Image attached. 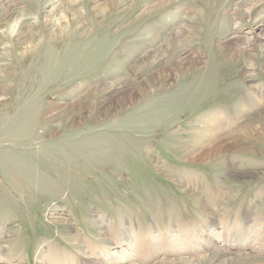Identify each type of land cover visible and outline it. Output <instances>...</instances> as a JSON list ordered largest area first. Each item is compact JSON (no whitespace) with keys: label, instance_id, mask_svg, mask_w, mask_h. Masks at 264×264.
<instances>
[{"label":"rangeland","instance_id":"374dc122","mask_svg":"<svg viewBox=\"0 0 264 264\" xmlns=\"http://www.w3.org/2000/svg\"><path fill=\"white\" fill-rule=\"evenodd\" d=\"M83 1L0 0V31L23 24L0 38V88H11L0 264H178L218 251L264 264V21L253 23L264 0H178L142 20L155 2L95 16ZM74 9L84 27L51 51L50 27ZM174 29L184 55L169 47ZM46 51L56 64L40 75ZM122 78L133 97L93 96Z\"/></svg>","mask_w":264,"mask_h":264},{"label":"bare ground","instance_id":"6f19581e","mask_svg":"<svg viewBox=\"0 0 264 264\" xmlns=\"http://www.w3.org/2000/svg\"><path fill=\"white\" fill-rule=\"evenodd\" d=\"M32 1V0H31ZM138 0H90V5H89V12L90 13H93L95 16H106V15H109L111 13L112 10H116L119 6H121L122 4L124 3H127V2H136L137 3ZM152 2H155L156 4H154L153 6V10H149V11H145L141 14V19L142 18H145V17H150L148 16L150 13H157L158 11H160L161 9L177 2L178 0H157V2L155 0H150ZM30 2V1H29ZM73 3V2H72ZM74 4V3H73ZM89 4V3H88ZM134 4V3H133ZM138 4V3H137ZM136 4V5H137ZM78 6H80V8H84L85 7V3L84 1L80 0V2L78 3ZM149 6V5H148ZM147 7V6H146ZM65 8V7H64ZM149 8V7H147ZM209 9V8H208ZM66 10V9H65ZM65 10H62V13H61V19L62 21L58 20L56 22H54V24H52V26L50 27V32H48V36H47V40H46V43L48 44L47 47H49V49L52 51V47H54L56 44H64V41H71L74 39V32L76 30H79L81 28L84 27V24H83V13H79L77 12L75 9L73 11V13L70 12H65ZM146 10V9H145ZM82 11V10H81ZM187 11V10H186ZM199 10L196 9V8H193V9H188V11L185 13L186 15L190 16V17H193L194 19H198L200 17V14L198 12ZM251 12V11H250ZM256 12V11H255ZM112 13H114L112 11ZM208 13H210L208 11ZM92 14V16H93ZM254 14V13H253ZM255 15V14H254ZM261 15V14H260ZM176 16H178V14H176ZM203 16V15H202ZM253 16V15H252ZM257 16V15H256ZM102 18V17H101ZM188 18V17H187ZM250 18V17H249ZM48 20V19H47ZM56 20V19H55ZM22 20L20 19L19 21H12L11 23H6V28L4 30H1L0 31V38L1 37H9L11 38L12 36L14 37L15 35H19L20 34V30L22 29L23 27V24L21 22ZM264 21V15L262 14L261 16H258V18L254 19L253 23L255 25H259L260 23H262ZM49 22L46 23L47 26ZM56 24V27L55 26ZM54 27V28H53ZM181 29L180 27H177V30ZM176 29H174L172 32H170V36H169V47L170 48H174V49H178L177 51H180L182 53V55H184L183 53H185L186 51V47L183 46V42H182V38L181 36L182 35H178L176 36L175 35V32H177V30L175 31ZM22 34V33H21ZM17 35V36H18ZM184 35V34H183ZM256 39V38H255ZM14 41V40H13ZM28 41V40H27ZM168 42V41H167ZM166 42V43H167ZM228 42V41H227ZM235 42V41H234ZM69 44V43H68ZM68 44L66 43V48H69L67 47ZM229 44V43H228ZM28 46V45H27ZM39 45H34V46H31L30 48H26L27 49V52L26 53H23L21 52V55L23 56L24 59L30 57L35 51L36 49L38 48ZM63 46V45H62ZM65 46V45H64ZM59 47V45H58ZM238 49V48H236ZM241 49V48H240ZM261 49V48H260ZM56 50V49H55ZM165 50H168V49H165ZM63 51H64V48H63ZM68 51V50H67ZM71 51V49H70ZM163 51V50H162ZM237 51V50H236ZM47 52V51H46ZM254 52H255V55H256V59H258V61H261L263 58H264V53L262 51H260L258 49V47H255L254 48ZM53 53H54V48H53ZM53 53H50L49 51L46 53V57L42 59V63H43V66H41V68H39L40 70V75H45L47 72H49L48 70L51 69V67H53V65L56 64V61H55V54ZM64 53V52H63ZM155 53V52H154ZM163 53V52H162ZM240 53V52H239ZM243 53V52H242ZM186 54V53H185ZM4 55V54H3ZM68 55V54H67ZM158 54H154L153 57H155L154 59V62L156 64H161V60L162 58L164 57H160V56H157ZM59 56V55H58ZM63 55H61L62 57ZM240 56V54H239ZM145 58V57H144ZM149 58V57H148ZM165 58V57H164ZM191 58V57H190ZM189 58V59H190ZM193 59V58H192ZM255 59V60H256ZM57 60V59H56ZM65 60V59H64ZM148 60V59H147ZM150 60V59H149ZM153 60V59H152ZM254 60V59H253ZM58 61V60H57ZM60 61V60H59ZM67 61V60H66ZM145 61V60H144ZM165 61V60H164ZM182 61V60H181ZM186 61V60H184ZM258 61H255V64L257 65L259 62ZM254 62V61H253ZM145 63V62H144ZM143 63V64H144ZM152 63V62H151ZM154 63V64H155ZM22 64V63H21ZM155 64V65H156ZM172 64V63H171ZM254 64V65H255ZM58 65V64H57ZM141 65V64H140ZM148 65V64H147ZM145 65V66H147ZM188 65V64H187ZM139 66V65H138ZM143 66V65H142ZM198 66V65H197ZM262 66V65H261ZM260 66V67H261ZM137 67V66H135ZM141 67V66H140ZM139 67V68H140ZM149 67V66H148ZM151 67V66H150ZM163 67V66H162ZM167 67V66H166ZM169 67V66H168ZM194 67V65H193ZM25 68V67H24ZM138 68V67H137ZM190 68V67H189ZM188 68V69H189ZM34 69V68H33ZM133 69V68H132ZM162 69V68H161ZM164 69V68H163ZM166 69V68H165ZM197 69V68H196ZM210 70V69H209ZM1 72V71H0ZM7 74V72H4ZM39 73V72H38ZM70 73V72H69ZM134 73V72H133ZM157 73V72H156ZM155 73V74H156ZM167 75V74H166ZM39 76V75H37ZM153 76V73L152 75ZM156 77V75H154ZM159 76V75H158ZM46 77V76H45ZM167 78V77H166ZM125 79V78H124ZM123 78L122 79H116L114 80L112 83L110 84H103V83H100L97 87H95L92 91H93V96H96L97 98L101 97L104 93L106 94L107 92H111L113 90H117V89H121L123 96L124 98H126L127 95H129L130 97H133L132 94H130L129 92L127 91H123L124 89V86L125 84L127 83H124V81L126 82V80H124ZM44 80V78H43ZM46 82V81H45ZM42 85V84H41ZM45 85V84H44ZM46 85H47V82H46ZM40 86V85H39ZM39 88V87H38ZM10 90L11 88L8 87V86H4L3 88H0V101L3 102L6 97V95H8V93H10ZM16 90V89H15ZM127 90V89H126ZM91 93V92H90ZM38 94V93H37ZM120 95V94H119ZM121 98V97H120ZM97 100V99H96ZM132 101V100H131ZM33 103V102H32ZM91 104V103H90ZM92 105V104H91ZM76 106L80 109V101L77 102ZM84 106V105H83ZM89 105L87 104V107ZM31 108V106H29ZM86 108V107H85ZM33 110V109H32ZM23 112V111H22ZM30 112V111H29ZM28 112V113H29ZM16 113V112H15ZM18 113V112H17ZM23 115V113H21ZM61 116V115H60ZM20 117V116H19ZM54 117L56 116H49L46 120L50 121L52 119H54ZM32 118V116H31ZM70 118V117H69ZM34 120V119H33ZM36 121V120H35ZM38 121V120H37ZM34 122V121H33ZM32 122V123H33ZM28 124V123H27ZM25 124V125H27ZM81 124V123H80ZM217 125V124H216ZM77 126V125H76ZM26 127V126H25ZM13 128V127H12ZM30 128V127H29ZM214 131V130H213ZM5 136V135H4ZM245 136V135H244ZM215 137V136H214ZM22 138V137H21ZM216 138V137H215ZM32 140V139H30ZM8 142V141H7ZM11 142V141H10ZM236 142V141H235ZM216 145V144H215ZM217 147V145H216ZM210 148V147H209ZM205 149V148H204ZM241 149V148H240ZM208 150V149H207ZM207 150L205 151V153L207 152ZM223 151V150H222ZM224 152V151H223ZM205 153H204V156H205ZM217 153V152H216ZM208 154V153H207ZM211 154V153H210ZM202 155V153H201ZM222 155V154H221ZM200 156V155H199ZM203 156V157H204ZM209 156V155H208ZM212 156V155H211ZM217 156V155H216ZM206 157V156H205ZM201 158V157H199ZM198 199V196L196 194H193L192 195V200L195 204H197V200ZM209 222V221H208ZM97 234H99V229H93ZM129 231L126 229L124 234H123V240L126 242L128 241L130 235H129ZM253 255L252 254H230L228 252H224V251H218V252H215L214 254L210 255V256H201V257H198L196 259H182L181 261H179L178 264H214V263H226V264H240L242 261H247V260H250V259H253ZM158 263V262H157Z\"/></svg>","mask_w":264,"mask_h":264}]
</instances>
